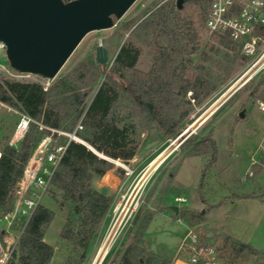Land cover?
<instances>
[{
	"label": "rangeland",
	"instance_id": "1",
	"mask_svg": "<svg viewBox=\"0 0 264 264\" xmlns=\"http://www.w3.org/2000/svg\"><path fill=\"white\" fill-rule=\"evenodd\" d=\"M168 1L177 2L135 0L120 18L113 19L112 27L87 33L54 78L33 75L17 80L0 72V80L39 82L50 86L60 79H73L79 73L87 78L90 71L100 70L102 72L86 98L87 106L81 119L87 118L106 128L109 121L99 111L87 112L90 103L109 75L121 81L119 74L127 79L134 71H150L156 46L138 38L136 27ZM176 10L181 18L192 20L196 33L190 44L195 49H189L183 58L184 75L190 82L197 76H205L211 92L195 97V89L191 88L179 95L175 119L181 118L182 114L185 116L181 118L176 136L166 137L156 125L139 127L135 151L128 160L107 156L84 140L88 152L76 154L73 173L76 180L89 183L94 193L110 199V206L87 246H77L60 238L69 204L62 200L61 191L52 188L41 203L54 212L43 237L54 248L49 264H119L125 249L138 234L145 215L151 216L142 233L146 255L155 254L169 263L183 256L178 252L179 246L191 229L201 242L215 249L218 264L227 262L228 253L222 251L226 236L246 243L256 251L240 254L236 264H264V112L257 107V100L264 98L261 89L264 76L258 74L236 92H233L234 88L226 92L245 71L250 59L241 54L237 45H222L216 35L200 23L194 3L183 1L182 8ZM99 44L108 53L105 70L95 60V49ZM122 50L123 67L116 64ZM128 55H133L130 66L127 65ZM0 61L9 66L3 53ZM113 70L116 73H112ZM130 106L127 100L120 99L115 114L118 125L133 123L140 126L142 117L127 116ZM19 111L0 101V145L8 143ZM240 113L243 115L239 116ZM191 131L196 140L210 137L216 143L217 160L207 169L208 155L187 156L189 146L177 147ZM64 141L63 137H57L54 143ZM102 150L118 152L120 149L113 150L104 145ZM110 167L118 178L115 188L102 187L99 183L104 170ZM249 170L253 172L252 176ZM251 195L256 198L236 199ZM177 197L185 198V201L177 202ZM171 206H177L178 211ZM2 227L0 224L1 230Z\"/></svg>",
	"mask_w": 264,
	"mask_h": 264
},
{
	"label": "trees",
	"instance_id": "2",
	"mask_svg": "<svg viewBox=\"0 0 264 264\" xmlns=\"http://www.w3.org/2000/svg\"><path fill=\"white\" fill-rule=\"evenodd\" d=\"M183 1L192 2L197 6L200 23H203L207 0ZM176 8V3L165 2L136 27L138 38L144 43H153L156 46L150 71L147 73L134 71L127 79L119 74L121 81L109 75L107 81L96 91L87 112L99 111L101 116L109 121L108 127L101 128L87 118L81 119L87 106L86 98L90 89L102 72L96 69V72L90 71L87 78L85 74L79 73L73 79H60L46 90L39 82L0 80V101L25 112L33 120L48 128L70 132L81 119L82 129L78 132L79 137L112 158L128 160L133 156L136 139L140 133L139 127L149 128L156 125L166 137L176 136L182 124L181 118L185 116L182 114L181 118L175 119L179 95L191 88L195 89V97L201 94L207 96L211 92L205 76H197L190 82L184 75L186 65L183 64V58L189 49L191 51L195 49L191 48L190 44L193 43L196 33L192 20L181 18ZM216 37L226 47L235 45L227 37L221 35ZM122 52L123 50L116 61L121 67L124 62ZM128 56L130 61L127 65L130 66L133 55ZM112 73H116L115 70ZM120 99L127 100L131 105L128 117H142L140 126L136 127L133 123L118 125L115 114L117 107L120 106ZM47 134H49L47 129H39L38 124L31 123L17 145L11 146L8 143L0 145V217L12 208L17 182L23 169L36 145ZM104 145L110 146L113 150H120L105 152L102 150ZM181 145L190 147L187 156L208 155L206 169L216 161L217 146L210 137L196 140L190 135ZM86 152L88 151L84 145L69 143L46 194L48 195L52 188L61 191L62 200L69 204V212L61 229L60 238L81 247L87 246L110 206V199L94 193L89 183L83 184L76 180V174L72 170L75 156L77 153L83 155ZM204 173L201 179L204 178ZM243 197L256 198L254 195ZM53 218L52 210L42 205L36 209L8 264L50 263L54 248L46 243L43 237ZM150 220V215H145L141 220L139 232L125 249L119 264H170L155 254H144L142 233ZM222 251L228 253L225 264H236L242 253H256L250 245L230 236L225 237Z\"/></svg>",
	"mask_w": 264,
	"mask_h": 264
},
{
	"label": "built area",
	"instance_id": "3",
	"mask_svg": "<svg viewBox=\"0 0 264 264\" xmlns=\"http://www.w3.org/2000/svg\"><path fill=\"white\" fill-rule=\"evenodd\" d=\"M203 23L211 34L229 38L238 46L241 54L250 59L249 65L237 79L246 75L237 85V89L258 74L264 76V0H207ZM1 53L6 57V46L2 41ZM0 72H5L17 80L33 76L30 73L18 72L1 61ZM41 85L44 90L49 87L48 84ZM261 89L264 90V82L261 83ZM257 107L264 112V98L257 100ZM31 123L38 124L39 129H47L49 134L34 148L17 182L13 206L0 217V224L3 226L2 230L0 229V264L9 262L31 217L42 205V199L48 192L69 143L84 145V140L78 135L82 129L81 119L73 130L68 132L45 127L23 111L18 112V120L8 144L17 145ZM57 137H63L64 143H54ZM248 173L253 175L251 170ZM99 181L102 187L110 185L115 188L118 178L113 167L106 170ZM175 200L183 202L185 198L177 197ZM178 252L183 253V256L174 258L170 264H218L215 249L201 242L200 237L191 229L183 237Z\"/></svg>",
	"mask_w": 264,
	"mask_h": 264
},
{
	"label": "water",
	"instance_id": "4",
	"mask_svg": "<svg viewBox=\"0 0 264 264\" xmlns=\"http://www.w3.org/2000/svg\"><path fill=\"white\" fill-rule=\"evenodd\" d=\"M134 1L0 0V41L6 46V59L18 72L54 78L87 33L112 27L113 19L120 18ZM182 2L177 0V8ZM107 59L106 49L99 44L95 60L103 70ZM171 208L178 211L177 206Z\"/></svg>",
	"mask_w": 264,
	"mask_h": 264
},
{
	"label": "bare ground",
	"instance_id": "5",
	"mask_svg": "<svg viewBox=\"0 0 264 264\" xmlns=\"http://www.w3.org/2000/svg\"><path fill=\"white\" fill-rule=\"evenodd\" d=\"M244 78H246V75H244L243 77H241L239 80H237L231 87H229L227 90H226V92H228L230 89H233L234 88V90H233V92H236L238 89H237V85L241 82V81H243L244 80ZM192 132V131H191ZM181 141V140H180ZM180 141H179V143H180ZM179 143L177 144V147H178V145H179ZM101 155V154H100Z\"/></svg>",
	"mask_w": 264,
	"mask_h": 264
},
{
	"label": "crops",
	"instance_id": "6",
	"mask_svg": "<svg viewBox=\"0 0 264 264\" xmlns=\"http://www.w3.org/2000/svg\"><path fill=\"white\" fill-rule=\"evenodd\" d=\"M196 156H200V155H196ZM195 156V157H196ZM201 156H206V155H201ZM217 157H218V153H217ZM216 160H217V158H216ZM216 162V161H215ZM246 198H252V197H243V196H240V197H237L236 199H238V200H242V199H246Z\"/></svg>",
	"mask_w": 264,
	"mask_h": 264
}]
</instances>
